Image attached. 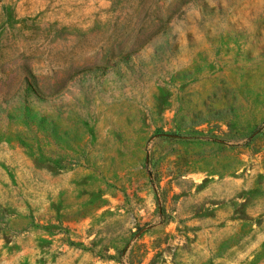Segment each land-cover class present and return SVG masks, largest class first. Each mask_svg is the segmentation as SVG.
<instances>
[{"label":"rangeland","instance_id":"374dc122","mask_svg":"<svg viewBox=\"0 0 264 264\" xmlns=\"http://www.w3.org/2000/svg\"><path fill=\"white\" fill-rule=\"evenodd\" d=\"M0 264H264V0H0Z\"/></svg>","mask_w":264,"mask_h":264}]
</instances>
